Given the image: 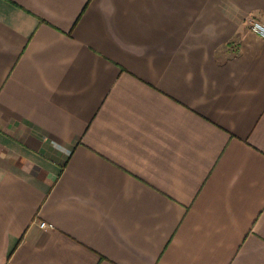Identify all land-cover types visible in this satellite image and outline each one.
Returning a JSON list of instances; mask_svg holds the SVG:
<instances>
[{
	"label": "crops",
	"instance_id": "obj_1",
	"mask_svg": "<svg viewBox=\"0 0 264 264\" xmlns=\"http://www.w3.org/2000/svg\"><path fill=\"white\" fill-rule=\"evenodd\" d=\"M251 19L264 0H0V264H264Z\"/></svg>",
	"mask_w": 264,
	"mask_h": 264
},
{
	"label": "built area",
	"instance_id": "obj_2",
	"mask_svg": "<svg viewBox=\"0 0 264 264\" xmlns=\"http://www.w3.org/2000/svg\"><path fill=\"white\" fill-rule=\"evenodd\" d=\"M251 28L253 31L257 32L261 36H264V22L256 19H251ZM39 226L43 229H49L53 227L51 223H48L46 221H41L39 223Z\"/></svg>",
	"mask_w": 264,
	"mask_h": 264
}]
</instances>
